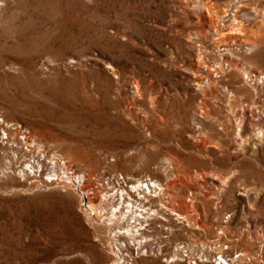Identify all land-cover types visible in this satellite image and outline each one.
Here are the masks:
<instances>
[{"label": "rangeland", "instance_id": "rangeland-1", "mask_svg": "<svg viewBox=\"0 0 264 264\" xmlns=\"http://www.w3.org/2000/svg\"><path fill=\"white\" fill-rule=\"evenodd\" d=\"M246 72L264 76V0H0V264H117L68 178L97 204L115 174L164 187L167 221L130 263L264 264V86Z\"/></svg>", "mask_w": 264, "mask_h": 264}, {"label": "bare ground", "instance_id": "bare-ground-1", "mask_svg": "<svg viewBox=\"0 0 264 264\" xmlns=\"http://www.w3.org/2000/svg\"><path fill=\"white\" fill-rule=\"evenodd\" d=\"M232 21H233L232 22V26H233V29H234L232 34L240 37L241 34L243 33L244 25H243L242 21L238 20L237 17H235ZM219 40H220L219 43L227 44L230 47H234L233 45L236 43V42H234V44H230V42H228V38L224 39L222 36H221V38ZM244 47H246V46H244ZM246 73H248V72H246ZM245 77L248 80L247 82H251V83H255V84H261L262 83V85L264 86V76H262V75L256 76V75H253V73H248V74L245 75ZM261 114H262V116L264 115V109H263V112L261 111ZM238 137L242 138L240 133H238ZM29 139H30V137H29ZM29 139H28V142L30 144L31 140H29ZM31 143H32V146L35 148L36 147L35 143L32 142V141H31ZM51 161H53V159H51ZM36 162H38V161H36ZM56 163L57 162H55V164ZM64 169H65V173L69 174L68 173L69 172V167L65 165ZM68 178L70 180H72V181H76L77 182V184L79 186V190L81 191V193L83 195L87 196V199H86L87 205H89V208L91 210L98 211V210H101L102 208H104L103 207L104 206L103 199H101V201L96 204V200H97L98 197L97 196L91 197V194H92L91 190H87L86 191L87 187H84V184H85L84 177L68 175ZM155 185L158 188H160V190L164 191L163 185H161V184H159L157 182H155ZM148 188H149L150 192H152V190H151L149 185H148ZM95 194L97 195V193H95ZM162 195H159V196H162ZM152 202L154 203V201H152ZM91 203H93V205ZM114 206H115V210L114 211H115V213H117V211L120 209V206H123V203L119 202L118 200H116ZM175 215H177V214L174 213L173 216H175ZM118 216H119V219L117 218L116 215L112 214V216L108 219L109 220V222H108L109 223L108 224V230L110 232V238L113 237V239L112 238L111 239L114 242V245H115V248H116V251H115V263H117V264H129L130 263L129 256H132L134 251L135 252L137 251L138 253H139V251H141L142 254H147L149 252H152V249H151L152 245L148 244V242H150L149 238L152 235L148 236V235H146L143 232L145 230L143 228L144 223H146L147 222L146 220L150 219L151 216L149 215L147 217H143L144 218L143 220H140L139 218H137V215H134V216H132V217H130L128 219H125L126 215L124 213H122V212H120V214ZM154 217H155V219H156V217H158L159 219L167 221V219L161 218V216L159 215V211L158 210L155 213ZM123 219L126 222H124ZM151 219H153V217ZM118 220L121 221L120 224H119L120 221H118ZM152 231L154 233V229H152ZM155 231H158V230H155ZM155 234L158 236L159 235V231L155 232ZM156 240H158V239H156ZM151 241H154V240H151ZM126 254H129V256L126 255ZM221 259L222 260L224 259L223 256H221ZM223 262H226V260L220 262V264H222ZM130 264H132V263H130ZM224 264H226V263H224Z\"/></svg>", "mask_w": 264, "mask_h": 264}, {"label": "built area", "instance_id": "built-area-1", "mask_svg": "<svg viewBox=\"0 0 264 264\" xmlns=\"http://www.w3.org/2000/svg\"><path fill=\"white\" fill-rule=\"evenodd\" d=\"M148 185L152 192H150ZM97 191L100 194L101 199L104 201V208L98 211H93L89 208L86 203L87 196L83 195L82 208L86 214L93 218L105 221L108 225L109 218L112 214L116 215L119 219L120 212L126 215L125 219H128L134 215L137 218L143 220V217L151 216L150 219L146 220L143 228L145 229L149 220L155 216L157 209L153 206L155 198L164 193L155 185V181L150 178L132 179L124 176L123 174L109 175L100 183H98ZM123 203L120 209L115 213V201ZM121 220V219H120ZM118 220V221H120ZM124 222H126L123 219ZM121 221L119 222V224ZM221 259V258H219ZM222 260V259H221ZM222 262V261H220ZM220 264V263H219Z\"/></svg>", "mask_w": 264, "mask_h": 264}]
</instances>
